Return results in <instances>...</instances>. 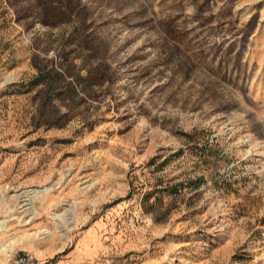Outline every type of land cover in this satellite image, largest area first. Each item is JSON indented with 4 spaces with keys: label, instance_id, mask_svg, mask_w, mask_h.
Instances as JSON below:
<instances>
[{
    "label": "rangeland",
    "instance_id": "obj_1",
    "mask_svg": "<svg viewBox=\"0 0 264 264\" xmlns=\"http://www.w3.org/2000/svg\"><path fill=\"white\" fill-rule=\"evenodd\" d=\"M21 255L264 264V0H0V264Z\"/></svg>",
    "mask_w": 264,
    "mask_h": 264
},
{
    "label": "built area",
    "instance_id": "obj_2",
    "mask_svg": "<svg viewBox=\"0 0 264 264\" xmlns=\"http://www.w3.org/2000/svg\"><path fill=\"white\" fill-rule=\"evenodd\" d=\"M16 264H31L30 257L27 255H21L16 259Z\"/></svg>",
    "mask_w": 264,
    "mask_h": 264
},
{
    "label": "bare ground",
    "instance_id": "obj_3",
    "mask_svg": "<svg viewBox=\"0 0 264 264\" xmlns=\"http://www.w3.org/2000/svg\"><path fill=\"white\" fill-rule=\"evenodd\" d=\"M23 196H24V195H23ZM22 200H23V199H22ZM22 200H21V201H22ZM26 203H27V202H26ZM31 203H32V202H31ZM25 205H26V204H25Z\"/></svg>",
    "mask_w": 264,
    "mask_h": 264
}]
</instances>
